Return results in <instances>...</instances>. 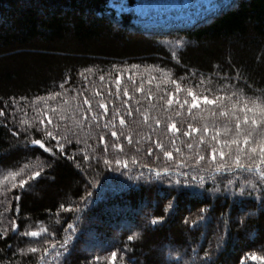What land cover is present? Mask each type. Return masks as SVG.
I'll return each instance as SVG.
<instances>
[{"label": "trees", "instance_id": "obj_1", "mask_svg": "<svg viewBox=\"0 0 264 264\" xmlns=\"http://www.w3.org/2000/svg\"><path fill=\"white\" fill-rule=\"evenodd\" d=\"M114 2L0 0V109L5 111L0 116V175L23 168L19 178L27 179L32 171L44 169L24 188H12L6 200L4 194L0 197L4 217L0 229L7 230L0 238V264H108L97 249L108 254L116 251L115 264H264L251 259L253 253L264 256V182L254 172L234 167L216 171L218 164L230 161L222 162L217 155L213 162L207 144L200 145L199 152L205 159L196 163V141L202 133L190 138L183 131L189 122L197 127L201 122L192 121L186 108L182 116H175L179 109L175 100L170 108L166 105L168 93L175 89L169 80H178L183 87L205 80V85L195 88L198 94H203L204 87L210 89V97L235 94L229 107L234 103L238 109L246 102L252 107L253 100L264 96V0H231L225 8L199 18L187 16L167 23L163 18L185 15V10L139 16L135 10H116ZM127 4L134 7L137 0H127ZM117 75L121 76L119 95ZM141 84L143 91L137 92ZM125 87L129 96L123 95ZM50 93L60 95L50 98ZM178 95L181 100L185 97L183 91ZM85 96L93 109L85 112L84 128L91 122L90 132L77 127L82 117L74 111ZM100 100L107 105V114L99 108ZM151 105L155 107L148 113V124L134 123L142 120L135 110ZM117 107L126 125L122 127L117 117L114 128L105 129ZM44 112L52 125H47ZM61 113L66 117L63 121ZM93 114L99 116L97 121L91 120ZM37 117L58 134L67 127L79 136L80 143L71 134L70 145L61 141L67 156L74 159L59 152L53 157L27 143L26 135L41 138L34 128L24 132L29 125H37ZM151 117L160 118L161 123L156 125ZM173 121L180 131H167ZM55 124L61 127L54 129ZM112 130L118 135L131 130L133 144L112 137ZM100 135L109 145L107 152H103ZM157 141L173 153L171 160L156 148ZM113 143L122 144L124 151L112 148ZM187 143H193V148ZM55 144L53 140L46 146ZM85 154L90 159L83 160ZM117 158L127 160V167L116 164ZM104 159L113 162L109 166ZM173 196L177 197L174 206L167 208ZM61 204L79 210L67 212ZM157 217L164 219L150 223ZM12 222L16 232L10 227ZM40 228L48 232L37 239L23 235ZM134 233L137 238L129 241ZM65 238L69 239L68 253L59 247ZM45 239L50 243L44 244ZM51 243L57 245L55 250ZM91 245L95 247L92 252ZM28 247L40 251L28 253ZM44 247L49 248L48 254ZM57 251L64 254L57 258Z\"/></svg>", "mask_w": 264, "mask_h": 264}, {"label": "snow or ice", "instance_id": "obj_2", "mask_svg": "<svg viewBox=\"0 0 264 264\" xmlns=\"http://www.w3.org/2000/svg\"><path fill=\"white\" fill-rule=\"evenodd\" d=\"M175 56V54H173ZM137 67V66H133ZM101 80L104 79L103 76L100 77ZM129 79H132L130 76ZM151 79H149V83H151ZM183 79V78H181ZM168 82L172 83L175 86L174 92L168 93V98L166 100V105L170 108L175 100V103L179 105V109L174 112L175 116H182L183 110L186 108L188 112V116L191 118L192 121H200V127L195 126L193 123L189 122L187 124V131H183V135L186 137H192L193 133L200 134L198 136V141H196V163H199L200 161H203L205 159L204 155H200V145H209L210 146V158L213 162L216 161L217 155L220 157V161H225L226 159L230 161V163H220L216 167V171H220L221 169L227 168L229 171L232 170L234 167L238 170H243L246 172H254L259 180L261 182H264V96L257 97L255 100L252 101V107L247 106V102L245 103V106L239 107L237 104H232L231 107H229V103L233 100V96L235 94H224V95H213L209 96L207 93L210 91L209 88L204 87L203 94H198L195 91V88L201 87L205 85V80H200L196 84L183 87L182 84L178 80H169ZM115 84H116V95H119L120 93V87H121V76L117 75L115 78ZM133 84H135V81L133 80ZM63 87V85H61ZM159 88V85H157ZM137 92L143 91V85L141 84L140 87H137L135 89ZM183 91L185 93V97L181 100L179 98V93ZM60 95L59 93H50L49 97L54 98L55 96ZM96 95H100L99 92H96ZM123 95L129 96V90L128 88L123 89ZM152 93L149 91L148 97L150 98ZM131 98V97H130ZM37 99H43L38 97ZM160 99H164L163 96L160 97ZM123 103L127 104V101H123ZM136 103H139V101H136ZM97 104L99 108L104 110V113L107 114L108 108L107 105L104 103L103 100L97 101ZM83 105H87V109H83ZM155 105H151L148 109H145L144 111H141L140 108H137L135 111L140 114L142 117V120L134 121L138 126L141 124H148V121L150 119L149 112L152 108H154ZM196 110L195 112L193 110ZM92 102L91 100L85 96L82 105L78 104L76 105L74 111H80V115L82 119H78L76 121L77 127H79L82 131H91V122H89V127L87 129L84 128V121L88 119L85 112H92ZM53 112L56 111V109H52ZM242 113L243 115L238 114ZM251 113V115H249ZM133 112L131 109H127V115L132 116ZM5 115V111L3 109H0V116ZM45 117H47V125H52L53 120L50 116H48L47 112H44L43 114ZM119 117V123L123 127L126 125V120L123 115H120V109L117 107L113 110V117L112 120L108 121L103 125L105 129L114 128L115 120ZM66 117L61 113L59 114V120L63 121ZM99 119V116L97 114H93L91 117L92 121H97ZM151 119L154 120L156 125H159L161 123L160 118L158 117H151ZM169 120L172 119V117H168ZM37 125H29V127L24 128V132L28 133L30 128H34V131L41 136V138H29L27 135L25 136V139L27 140V143L31 145L38 146L39 149H42L45 153H50L53 157L57 155V152H59L60 155L65 156L68 159H74L73 157L67 156L66 150H65V143H62L61 141L66 142L67 144L72 143V139L69 138V134H71L72 138L76 140L77 143H80L79 136L73 132L71 128H65L62 134H58L54 130H50L47 125H45V120L37 117ZM183 122V121H182ZM21 124L27 123V121H21ZM41 125H44L41 127ZM151 127V125H148ZM61 127L60 124L53 125L54 129H59ZM97 127H99V124H97ZM167 131L170 132H177L180 131L179 128H177L176 123L173 121L171 123L167 124ZM13 135H19V133H13ZM112 137H117V140H119L121 137L127 140L128 144L132 145V132L131 130L128 131L127 134L124 132L118 133L114 130L111 131ZM47 138V142L44 138ZM225 137V138H222ZM150 138V137H149ZM55 140L56 144L48 147L46 146L48 143H51V141ZM99 141L101 144L104 145L103 152L108 151L109 145L105 143V138L103 135H100ZM139 143V142H137ZM171 143L175 146V140L173 139ZM189 149L193 148V143H187L186 145ZM112 148L119 149L120 152H123V146L120 143H113L111 144ZM135 147V146H134ZM156 148H159L163 155L171 160L173 158V153L171 151H167L164 149V145L162 142L157 141L156 142ZM55 149V150H54ZM83 151V150H81ZM136 151H139V148H136ZM176 152H180V148H175ZM147 152L149 155L153 153V149L149 147L147 149ZM90 157L85 154L83 156V160H88ZM106 165H111L113 161L109 159H104L103 161ZM133 163H135V159L132 160ZM115 163L118 165H121L123 167H127L128 161L127 160H121L117 158L115 160ZM79 166V165H77ZM147 167V165H145ZM24 169L22 168L20 171H11L9 170L7 172V175L3 176L2 179H0V183L7 182L11 180V188H24L26 185L29 184V181L37 180L43 173L44 169L43 167H40L37 171H32L30 175L27 177V179H20L21 172ZM165 171H168L165 169ZM157 176L160 175L159 172L156 173ZM171 183V182H170ZM176 184H179V181L175 182ZM202 183V182H201ZM232 181H229V184H231ZM249 186L255 188V184H253L251 181L247 182ZM177 194H179V190H176ZM240 193L243 194L244 187L242 186L239 189ZM87 196H91V193H87ZM86 197H83L82 199H86ZM15 200H19L20 196H15ZM177 199L176 196H173L172 199L169 201L167 208H171L174 206L175 200ZM60 208L64 211L71 212V211H78L77 208H73V206L68 205L67 207L64 204L60 205ZM7 211V209H5ZM205 211V209H201V212ZM3 213H0V216H2ZM164 218L163 217H157L150 221L153 225L159 224ZM198 219H203V217H198ZM195 224L196 221H193ZM241 223H243V220H241ZM10 227L13 231L16 230L17 225L15 222H12L10 224ZM68 229L75 231V228L72 224H68ZM47 228H41L39 230H30L23 233L25 236H31V237H41L44 233H47ZM7 235L6 229H0V238ZM54 235V233H53ZM137 238V234H132L128 236V240L132 241ZM44 244H49L50 241L45 239L43 241ZM69 239L65 238L62 243L59 245L60 248L64 250V253L69 252ZM51 249L55 250L57 245L55 243H51ZM22 253L25 251L24 249H20ZM28 253H37L40 251L37 247H28L26 249ZM43 252L45 254L49 253V248L44 247ZM64 253H61L57 251L55 253V256L59 258ZM122 258V257H121ZM205 258H209V253L205 251ZM43 260V257L40 258ZM96 260H99V257L94 258ZM108 264H115V261L117 260V252L112 251L110 256L107 258ZM251 259L253 260H260L264 261V256H257L255 253L252 254Z\"/></svg>", "mask_w": 264, "mask_h": 264}, {"label": "rangeland", "instance_id": "obj_3", "mask_svg": "<svg viewBox=\"0 0 264 264\" xmlns=\"http://www.w3.org/2000/svg\"><path fill=\"white\" fill-rule=\"evenodd\" d=\"M230 3L231 0H159L153 2L149 0H137L136 6L132 7L127 4V0H115L113 7L116 10H126L129 12L130 11L133 12V10H135V12L138 13L139 16H149V17H157L159 14L160 15L165 14L166 12L170 13L171 11L174 10L177 11L185 10L183 12H186L187 15L186 14L184 15L183 13L182 14L176 13L174 15H168V17L166 16V18H163L164 21L161 20L163 22L166 21L171 22L170 20H174V19L178 21L183 20L187 16L193 19L199 18L200 16L215 11L217 8L220 7L225 8ZM178 24L180 23L178 22ZM5 175H7V172L1 174L0 179H2L3 176ZM12 191L13 190L11 188V180L4 183H0V197L2 196V194H4L5 197L2 196V198L6 200L7 196L11 194ZM3 218L2 216L0 217V222L1 220H3ZM27 237L31 238V236H27ZM94 248H95L94 245H91L89 250L92 252V250L94 251ZM96 252L97 253L99 252L100 256H103V258H108L110 256V254L105 253L101 249H97ZM50 257L52 258L54 257V255ZM119 264H125V263L119 262Z\"/></svg>", "mask_w": 264, "mask_h": 264}, {"label": "water", "instance_id": "obj_4", "mask_svg": "<svg viewBox=\"0 0 264 264\" xmlns=\"http://www.w3.org/2000/svg\"><path fill=\"white\" fill-rule=\"evenodd\" d=\"M16 230H17V228H16ZM16 230H15V232H16Z\"/></svg>", "mask_w": 264, "mask_h": 264}]
</instances>
